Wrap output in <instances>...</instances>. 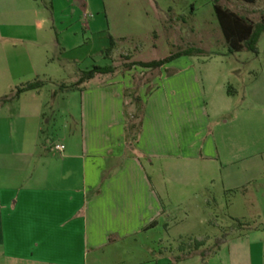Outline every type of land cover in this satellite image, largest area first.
<instances>
[{
  "label": "crops",
  "instance_id": "obj_1",
  "mask_svg": "<svg viewBox=\"0 0 264 264\" xmlns=\"http://www.w3.org/2000/svg\"><path fill=\"white\" fill-rule=\"evenodd\" d=\"M57 1L50 10L41 0H0V83L45 84L0 104V264H191L193 254L206 264L211 254L200 249L212 238L191 230L171 237V217L205 209L207 202L195 201L218 184L241 198L243 209L249 188L264 187V117L246 119L245 109L264 107V72L238 107L229 83L222 84L223 95L211 87L205 95L196 75L178 68L180 59L164 66L175 74L167 76L163 67L148 83L142 78L150 71L125 70L129 55L114 74L77 86L91 54L69 53L105 30L94 19L86 25L85 5L59 16ZM74 25L90 38L74 45L70 35L63 43L54 38L52 32ZM47 83L67 104L49 146L41 142ZM206 222L217 225L213 219L199 225ZM248 228L215 239L214 264H264V229Z\"/></svg>",
  "mask_w": 264,
  "mask_h": 264
},
{
  "label": "rangeland",
  "instance_id": "obj_2",
  "mask_svg": "<svg viewBox=\"0 0 264 264\" xmlns=\"http://www.w3.org/2000/svg\"><path fill=\"white\" fill-rule=\"evenodd\" d=\"M41 2L49 7L51 0H41ZM214 3V0H58L56 9L59 16H62L63 13L70 16L72 9H81L85 5L87 17L84 21L86 25L94 19L105 30L104 33L89 39L87 46L79 51L69 53V56H85L87 52L91 54V59L82 65V70H91L94 66L120 68L123 63H129L127 62L129 55L132 63H150L163 60L187 49H194L200 53H195L190 57H179L178 59L181 61L177 64L180 66L178 68L186 66L188 70L192 71L196 75L197 82L201 83L205 95L208 94L211 87L213 95L219 97L224 92L222 84L229 83L236 91V94L231 96L232 104L238 107L241 104V98L245 96L247 87L264 72V34L260 38L258 54L243 51L230 55L216 19ZM218 4L250 18L255 23H260L264 18V1L262 0H257L255 4H247L242 0H218ZM69 5L72 6L71 10L65 8ZM43 9L45 15L49 17V10L47 11L44 7ZM58 28L60 29L59 26ZM52 34L60 43L64 42L62 40L64 35V38L67 35L72 36V40L69 41L72 45L77 43L78 37L83 36L85 40L88 36L90 38L89 30L81 29L78 25L70 27L63 34L56 35L54 32ZM111 37L116 46L111 57L108 58L105 51L109 48ZM162 68L158 70L146 69L150 72L143 76L142 81L146 79H149L148 83L154 81L159 77L158 74L161 73ZM178 68L175 69L178 70ZM163 72L167 76L175 74L174 68H165ZM263 79L261 78V80ZM227 87L228 85H226V89ZM14 91L13 83H0L1 99L6 96L10 98ZM54 92L57 93L53 104L51 98ZM62 95V92L53 87L52 83H47L44 96L48 97L50 106L46 110L48 116L44 122V132L41 135V142L47 146L52 143L50 140L56 133L54 123L60 122L61 114L67 105L62 99ZM130 100L133 99L130 98ZM252 108H254L253 104L245 106L249 112L246 119L254 120L264 117V107L256 108L254 112ZM54 112L55 118L52 121ZM138 115V112H135L133 117ZM235 119L236 126L241 120L239 117ZM135 122L136 120L133 119V123ZM258 145L260 146L261 143ZM259 185L251 186L249 192L245 194L249 198L246 200L248 203L246 209H243V206L239 204L242 200L238 199L241 198H237L234 192L224 193L220 188L221 184L211 190L210 197L204 192L201 194V198L205 199L199 198L195 202H200L202 205L207 202L208 204L202 206L205 209L187 215L178 212L171 217V237H175L181 232L187 233L188 230L203 236H210L211 241L200 251L211 254L206 264H214L212 259L217 252L216 238L221 239L241 230L247 232L250 230L248 227L256 226L264 229V187L260 186L259 189ZM238 195L242 197L244 191L239 192ZM190 207L184 208L186 212L191 209ZM235 215L245 216V219H235ZM212 219L216 221V227L210 226L208 222L199 225L201 221ZM199 259L198 255L193 254L186 262L201 264Z\"/></svg>",
  "mask_w": 264,
  "mask_h": 264
},
{
  "label": "trees",
  "instance_id": "obj_3",
  "mask_svg": "<svg viewBox=\"0 0 264 264\" xmlns=\"http://www.w3.org/2000/svg\"><path fill=\"white\" fill-rule=\"evenodd\" d=\"M214 1L215 3L213 9L220 30L224 37V41L227 46L228 53L230 55H234L237 53H241L243 51H248L254 54H258V49H257L258 42L261 36L264 34V18L261 19L260 23H255L250 18L244 15L237 14L228 8H223L218 4V0H214ZM242 1L247 4H255L257 0H242ZM48 8L51 10V6H49ZM115 46L116 43L114 39L110 38L109 48L105 51L107 54L106 56L110 55L113 52ZM195 53H200V51L194 49H187L177 54H173L160 61H154L150 63L134 62V63L125 64L124 68L125 70H129L133 66H138L143 69L158 70L163 66L178 59L179 57L182 56L190 57ZM115 71L116 68L113 66H106V67L94 66L91 70L82 73L76 85L78 86L85 82H88L97 75L114 74ZM44 85L45 84L40 81L22 84L15 88V91L13 92V96H11L10 98L6 96L3 99H1L0 104L5 103L7 101H11L12 99H16L25 92L37 90L43 87ZM227 94L230 96L236 94V91H234L231 85H228L227 87ZM132 101L135 104L139 103V98L134 97ZM133 119L136 120L135 123H133ZM133 119L131 120V123L129 125V131L135 134L139 132L140 117L136 116L133 117ZM151 226H154V223ZM203 254L205 253L203 252Z\"/></svg>",
  "mask_w": 264,
  "mask_h": 264
},
{
  "label": "built area",
  "instance_id": "obj_4",
  "mask_svg": "<svg viewBox=\"0 0 264 264\" xmlns=\"http://www.w3.org/2000/svg\"><path fill=\"white\" fill-rule=\"evenodd\" d=\"M53 150H54V151H57V152H59V153H63L64 150H65V147H64V146H61V145H54V146H53Z\"/></svg>",
  "mask_w": 264,
  "mask_h": 264
}]
</instances>
